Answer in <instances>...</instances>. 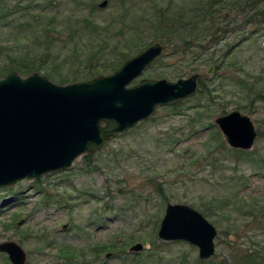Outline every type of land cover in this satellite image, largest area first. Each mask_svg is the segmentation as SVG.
<instances>
[{"label":"rangeland","instance_id":"rangeland-1","mask_svg":"<svg viewBox=\"0 0 264 264\" xmlns=\"http://www.w3.org/2000/svg\"><path fill=\"white\" fill-rule=\"evenodd\" d=\"M47 1L50 5L46 13L50 17L58 15L60 25L67 17L74 20L93 17L109 26L108 37L113 38L124 29L128 38H141L136 41L139 47L157 43L154 31L144 30L142 24L153 0ZM104 1L108 4L102 8ZM93 5L97 9L90 14ZM232 19L241 20V16ZM16 28L18 24L11 28L12 33L19 36ZM258 28L264 33V25ZM245 31L251 40L241 43L242 30L217 47L232 48L231 61L226 62L223 71L209 74L210 67L205 66L195 72L208 81L213 79L218 86L211 98L197 91L179 103L181 107L176 110L172 106L159 107L153 118L112 138L103 150L87 155L88 160L85 156L77 159L71 169L0 188V243L20 245L27 254L26 264H72L60 255L69 250L78 251L77 254L83 251L84 258L76 261L83 264H234L233 250L242 247L244 239L226 232V223L218 225V216L206 215L199 208L213 198L223 201L237 195V188L243 198L264 192V174L257 171L258 165L245 162L238 165V155L231 152L236 149L229 147L223 137L224 147L210 155V150H216L206 147L212 130H203L213 124L219 131L215 119L245 104L248 109L240 111L251 118L258 134L249 151H253L257 161L264 160V96L257 100L253 92L241 91L233 85L240 75L248 80L249 86L255 83L258 90L264 91V36L253 26L245 27ZM23 37L31 45L38 42L28 32ZM85 41L81 44H92L95 50L100 45L93 37H86ZM30 44L19 45L18 51H25ZM161 59L130 86L143 79L178 81L169 74L177 66L172 65L173 58ZM57 74L72 84L75 69L70 67ZM60 76L51 81L65 86L59 83ZM203 109V114L198 115ZM194 119L202 120L201 124ZM192 127L199 128V132L190 133ZM217 142L219 139L212 145ZM169 204L190 206L216 228L215 255L210 262L199 258L196 246L184 241L166 242L158 237ZM245 230L241 228V237L246 235ZM255 241L264 252V234ZM137 243L144 249L140 253L130 252ZM0 264H11L4 253H0Z\"/></svg>","mask_w":264,"mask_h":264},{"label":"water","instance_id":"water-1","mask_svg":"<svg viewBox=\"0 0 264 264\" xmlns=\"http://www.w3.org/2000/svg\"><path fill=\"white\" fill-rule=\"evenodd\" d=\"M166 52L156 43L111 75L65 86L38 73L23 78L12 72L0 79V188L67 171L77 159L100 152L112 138L153 118L159 107L195 95L199 73L176 82L143 79L130 86ZM214 123L229 147L252 149L258 134L248 115L234 110ZM158 237L196 246L201 260L215 255L216 228L187 205L167 206ZM143 249L137 243L130 251ZM0 253L11 264H26L27 255L15 242L0 243Z\"/></svg>","mask_w":264,"mask_h":264},{"label":"trees","instance_id":"trees-1","mask_svg":"<svg viewBox=\"0 0 264 264\" xmlns=\"http://www.w3.org/2000/svg\"><path fill=\"white\" fill-rule=\"evenodd\" d=\"M47 5H50L47 0H0V79L15 71L23 78L38 73L57 81L61 74H57L58 71L73 67L75 74L71 83L88 81L113 74L133 54L137 55L149 47H139L136 41L141 38H128L124 29H120L115 37H108L109 26L93 17L76 20L67 17L60 25L57 22L58 15L50 17L46 13ZM96 9L93 5L90 14H94ZM150 9L148 17L142 20L143 29L154 31L155 42L168 47L169 54L161 60L168 56L173 58L175 63L172 65L177 66H173L169 74L176 80L192 75L205 66L213 67L215 73L223 71L226 62L231 61L229 56L232 48L221 50L217 47L231 34H238L243 30L241 43L249 41L251 37H248L245 27L253 26L258 29V34L264 36L258 28L264 25V0H169L167 4L153 0ZM223 13L234 14L233 17L241 16V20L226 18L222 16ZM14 24H18L14 31H18L19 36L12 33ZM25 32L33 34L38 42L33 45L26 43L23 37ZM256 35L257 33L254 36ZM86 37L97 40L99 47L95 50L91 48L92 44H81L86 42ZM24 43L30 45L25 47V51H18L21 49L19 45ZM238 76L233 85L241 91L253 92L257 100L263 98V90H258L255 83L249 86L246 78ZM208 80L201 78L197 94L211 98L218 86L213 79ZM59 83L67 85L70 82L60 76ZM254 101L250 100V103L253 104ZM179 106L178 104L172 108L176 110L181 107ZM236 109L248 108L241 103ZM203 112L204 109L198 115L201 116ZM194 121L201 124L202 120ZM192 129L190 133L199 132V128ZM203 130H212L206 147H214L216 150H210V155H214L224 147L223 136L213 124L203 127ZM215 138L219 139V143L213 146ZM231 152L238 155V165L244 162L257 164V171L264 174V160L257 161L253 157V151ZM85 158L88 160L89 157ZM238 189L237 195L226 197L223 201L213 198L199 209L206 215L218 216V225L226 223V232H234L238 238L244 239L243 246L233 250L234 264H264V252L259 250L255 241L264 234V192L243 198L239 196ZM241 228L247 229L243 237ZM67 254L70 252L67 251Z\"/></svg>","mask_w":264,"mask_h":264},{"label":"flooded vegetation","instance_id":"flooded-vegetation-1","mask_svg":"<svg viewBox=\"0 0 264 264\" xmlns=\"http://www.w3.org/2000/svg\"><path fill=\"white\" fill-rule=\"evenodd\" d=\"M234 15V14H233ZM233 15H229V13H223L222 14V16H226V18L227 17H229V19H232V17H233ZM211 68H213V67H211ZM210 68V69H211ZM209 69V70H210ZM214 68L212 69V72L214 73ZM211 72V73H212ZM201 75H200V80H201ZM200 80H199V83H200ZM199 89V88H198ZM198 91V90H197ZM220 132V131H219ZM166 213V212H165ZM200 213V212H199ZM165 216V215H164ZM162 222V221H161ZM161 225V224H160ZM64 228H66V227H64ZM160 229V228H159ZM159 232V231H158ZM134 246V245H133ZM74 250H69L68 252H70V254H67V252H65V251H63V252H60V255H61V257L62 258H64L65 260H68V262L69 263H72V264H83V263H77L76 261L78 260V258H84V255H85V253L82 251L80 254H77V252H73ZM130 251V250H129ZM91 252L92 253H94V254H97L98 253V250H91ZM130 252H132V251H130ZM26 253V252H25ZM133 253H140V252H133ZM27 255V254H26ZM82 255V256H81ZM9 259V258H8ZM27 260H28V258H27ZM10 261V260H9ZM203 261H205V260H203ZM26 263H27V261H26Z\"/></svg>","mask_w":264,"mask_h":264}]
</instances>
